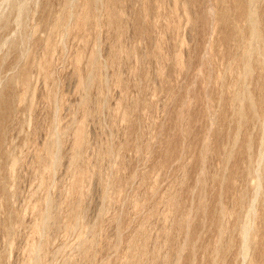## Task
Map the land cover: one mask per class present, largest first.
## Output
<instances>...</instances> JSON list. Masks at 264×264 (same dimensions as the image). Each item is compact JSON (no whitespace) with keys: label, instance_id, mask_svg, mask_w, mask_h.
<instances>
[{"label":"rangeland","instance_id":"rangeland-1","mask_svg":"<svg viewBox=\"0 0 264 264\" xmlns=\"http://www.w3.org/2000/svg\"><path fill=\"white\" fill-rule=\"evenodd\" d=\"M250 1L0 0V264H210L240 192L228 264L264 263V110L235 116Z\"/></svg>","mask_w":264,"mask_h":264},{"label":"bare ground","instance_id":"bare-ground-1","mask_svg":"<svg viewBox=\"0 0 264 264\" xmlns=\"http://www.w3.org/2000/svg\"><path fill=\"white\" fill-rule=\"evenodd\" d=\"M253 1L254 0H251L248 4H243V5L241 4L242 12L243 13L244 12L248 13V14H246L247 15V17H246L247 20L246 21H248L251 24V26H250V31L248 32L250 39L248 38L247 47H246L245 51L243 52V55H242V57L240 59V64H239L242 67L241 74L239 75V103L241 104V106H239V115L238 114H235L236 119H237V123H238L237 124L238 125V129L246 126L245 123H247V121L249 122V120H248L249 117L248 116H250L251 114L257 113V112H261V111L264 110V59H261L262 62L261 63L258 62L257 64H254V60H253V55L254 56L257 55V51H258V48L257 47H259V54H261V56H259V55L258 56L264 58L263 57L264 56V47L262 48L259 45H255L254 46V42L258 41L261 38L262 32L258 28V18L256 16L255 12H253V11H255V9L253 11L249 10V8H251L252 4H254ZM255 1H257V0H255ZM240 14H239V16H240ZM224 16L225 15H223L222 17H224ZM241 16H242V14H241ZM259 57H258V59H260ZM252 62H253V65H252ZM256 73L258 74V76L255 78V75L254 74H256ZM249 81L252 84L255 85V88H256V91H257V95L256 96H254L255 94L253 95L252 93L249 92V87H248ZM246 117L248 119H246ZM252 141H250V142H252ZM245 142H243V144H244L243 146L244 147H245ZM249 144H251V143H248L247 142L246 147H252L253 148L252 144H251V146ZM243 146H241V147H243ZM246 147L243 148V149L244 150L247 149ZM249 150L251 151V149H249ZM249 150L247 149V151H249ZM247 151H244V152L247 153ZM233 157H234L233 155H229L228 160L229 161H232L230 159H232ZM237 165H239V164H237ZM247 168L244 167L245 171H249V170H247ZM244 169H243V171L241 170L243 173L245 172ZM246 173H247V175L250 174V172H249V174H248V172H246ZM225 181H226V179H225ZM225 181H223V182H225ZM226 184H228V182H226ZM229 190L230 189H228V192H230ZM235 192L237 193V191H235ZM235 194H233V195H235ZM216 199H217V197H216ZM220 199H218V200H220ZM218 200H217L218 204H220V202L223 201V200H220V202H219ZM234 201H235V203H237L236 204V207H235L236 210L234 212V214L236 215V221H235V224L233 226L234 236L233 237H230V238H228L226 240L224 238H225V234H227V229L223 225H222V228H221V224H220V219H221V216L224 213V208L222 207V204H221V207L217 204L218 208L220 207L219 210L217 209V207H215L217 209V211L214 212V213H216V215L214 216L215 219L214 218H212V219L214 221L217 220V221H215V223H217V224H215V225H217L216 226L217 227V234H216L217 236H216V242H215L216 244L215 245H217V246L214 249V255H215L214 256V260H213V262L211 261L210 264H228L229 262L227 261L228 260L227 259V254L230 251H232V250H235V251L237 250V248L239 247V245H238L239 236H240V241L242 243L241 246H240V249H239V254L241 253V255L244 256V254H245V252L247 250V247L250 246V243H251L250 238L252 239V237H251L252 234L250 233V230L251 229H248L246 227V225H244V224L242 225V227H238L239 219L242 217L241 214L243 215V206H247L246 204L250 200L248 201V197L246 196V194L244 192L243 193L240 192V194L235 195ZM253 203L254 202H252L251 204L253 205ZM262 206L264 208V200L262 201ZM196 208H195V210H197L198 212H200V214L204 210V207L203 206H201V208L198 206L199 209L198 208L196 209ZM213 210H215V209H213ZM194 213H195V211H194ZM208 213H210V212H208ZM203 214H205V213H203ZM212 214H213V212H212ZM212 225L214 226V224H212ZM212 256H213V254H212ZM233 257H235V255ZM34 261L36 262V260H34ZM229 261L231 262V259ZM206 262L208 263V261H206ZM129 263H130V259H129Z\"/></svg>","mask_w":264,"mask_h":264}]
</instances>
